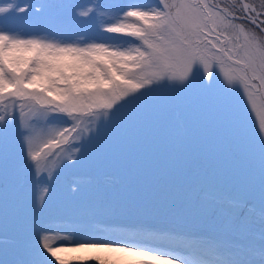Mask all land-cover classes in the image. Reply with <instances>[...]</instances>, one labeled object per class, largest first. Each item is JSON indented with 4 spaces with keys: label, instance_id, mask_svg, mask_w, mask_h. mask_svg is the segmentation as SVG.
<instances>
[{
    "label": "snow or ice",
    "instance_id": "1",
    "mask_svg": "<svg viewBox=\"0 0 264 264\" xmlns=\"http://www.w3.org/2000/svg\"><path fill=\"white\" fill-rule=\"evenodd\" d=\"M53 7L84 23L102 6L0 0V232L16 169L34 188L43 185L32 203L38 218L51 181L71 161L81 163L102 127L138 105L142 119L133 126L166 146L174 181L219 189L224 167L242 195L227 208V193L194 198L181 211L185 226L215 216L203 239L176 242L143 226L78 238L37 222L15 250L0 242V264H264V0H126L101 16L95 37L5 26L13 13L39 16ZM122 142L118 135L114 143ZM162 240L167 250L150 246ZM12 251L25 256L5 260Z\"/></svg>",
    "mask_w": 264,
    "mask_h": 264
},
{
    "label": "rangeland",
    "instance_id": "2",
    "mask_svg": "<svg viewBox=\"0 0 264 264\" xmlns=\"http://www.w3.org/2000/svg\"><path fill=\"white\" fill-rule=\"evenodd\" d=\"M45 0H33V3ZM53 5H101V16L107 19L114 6L126 0H46ZM101 16L84 23H76L69 13L53 7L39 16L32 13L24 16L10 15L6 27L25 35L33 33L55 34L63 38L83 33L88 37L99 35ZM239 99V91L236 93ZM143 109L138 105L126 109L119 120L101 128L100 136L89 144L81 163L71 161V167L56 176L48 185L51 196L43 213L37 218L32 213L34 194L39 195L43 185L33 186L31 178L23 179L24 173L14 171L18 181L10 180L6 191V229L0 232V242L12 241L6 245L15 250L32 238V227L39 222L45 227L62 232L75 230L77 237L103 238L109 233L134 232L142 227L159 235L171 233L181 237L197 234L209 236L210 223L215 216L209 211L207 221L192 226L181 225L177 218L182 210L190 207L194 198L215 201L227 193L224 206L229 200L239 198L242 189L230 182L227 169L220 167L217 176L224 180L222 188L200 183L191 189L183 188L174 181L162 142L144 139L133 126L134 120L142 119ZM183 115V114H182ZM126 133V135H125ZM122 143H114L117 136ZM201 171L206 165L201 161ZM81 191L75 192L77 186ZM254 231H256L254 229ZM135 242V241H131ZM166 241H154L150 246L162 247ZM162 250L167 248L162 247ZM23 251H12L5 260L23 258Z\"/></svg>",
    "mask_w": 264,
    "mask_h": 264
},
{
    "label": "trees",
    "instance_id": "3",
    "mask_svg": "<svg viewBox=\"0 0 264 264\" xmlns=\"http://www.w3.org/2000/svg\"><path fill=\"white\" fill-rule=\"evenodd\" d=\"M174 234H171V233H168L167 234H162L161 236H173ZM207 236H204L203 234H197L194 236L195 239H203V238H206ZM184 239H193V237H181V236H176V242H180ZM167 241V240H166Z\"/></svg>",
    "mask_w": 264,
    "mask_h": 264
}]
</instances>
